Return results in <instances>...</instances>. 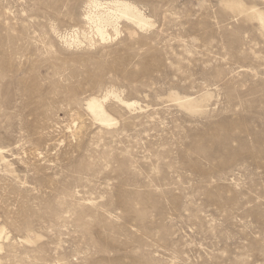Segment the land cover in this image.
Masks as SVG:
<instances>
[{"label":"rangeland","instance_id":"rangeland-1","mask_svg":"<svg viewBox=\"0 0 264 264\" xmlns=\"http://www.w3.org/2000/svg\"><path fill=\"white\" fill-rule=\"evenodd\" d=\"M90 1L0 0V264H264V28L127 0L102 41Z\"/></svg>","mask_w":264,"mask_h":264},{"label":"bare ground","instance_id":"bare-ground-1","mask_svg":"<svg viewBox=\"0 0 264 264\" xmlns=\"http://www.w3.org/2000/svg\"><path fill=\"white\" fill-rule=\"evenodd\" d=\"M224 3L226 4L225 6L233 11L239 13L247 12L246 14L251 18L258 19L259 23L264 28V11L259 10L258 8L254 9L256 6L254 8L249 7L250 10L249 8H246L241 0H226ZM84 19L86 20L88 29L85 27V29L81 31V36L83 34L84 37L88 38L89 33H95L100 36L102 41H106L111 37L109 32L110 29L115 31V34L117 35L120 33L119 23L122 20L131 22L140 28H146L152 25L151 19L140 8L127 0H91L89 9L84 15ZM79 33L80 32L77 28L69 36V39L65 38L66 42L79 44L81 42ZM182 104L191 108L195 107L196 99L188 98L182 102ZM127 105L133 107L136 103L135 101H129L127 102ZM87 106L95 117L103 121V123L105 122L110 125L113 121L110 115L107 114L106 107L100 99L96 97L90 98L87 101ZM0 156L6 161V157L2 152H0ZM3 239L9 240L10 235L6 232L5 227L0 226V250H2L4 246L2 243ZM26 241L30 242L32 240L31 238H26Z\"/></svg>","mask_w":264,"mask_h":264}]
</instances>
